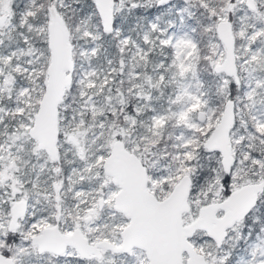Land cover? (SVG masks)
<instances>
[{"label": "snow or ice", "instance_id": "6c2138e0", "mask_svg": "<svg viewBox=\"0 0 264 264\" xmlns=\"http://www.w3.org/2000/svg\"><path fill=\"white\" fill-rule=\"evenodd\" d=\"M0 264H264V0H0Z\"/></svg>", "mask_w": 264, "mask_h": 264}]
</instances>
